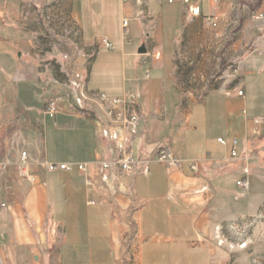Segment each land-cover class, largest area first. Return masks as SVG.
Segmentation results:
<instances>
[{"label":"crops","instance_id":"obj_1","mask_svg":"<svg viewBox=\"0 0 264 264\" xmlns=\"http://www.w3.org/2000/svg\"><path fill=\"white\" fill-rule=\"evenodd\" d=\"M30 1L0 5V160L9 163L0 177V201L10 207L0 211V264H228L225 229L264 207V125L256 122L264 115L250 104L252 96L255 103L264 101V64L249 58L264 49L259 46L264 22L252 19L264 0L257 10L239 0H200L194 5L198 16L167 0H74L82 43L94 53L78 74L86 76L83 91L137 98L141 122L132 151L139 164L123 175L103 171L100 164L120 155L131 139L128 133L112 129L108 137L102 123L79 104L81 94L64 90L58 81L48 86L25 52L31 49L32 31L17 20H28ZM206 16L218 27L206 25ZM239 16L238 34L247 41L241 38L231 49L242 43L250 49L238 63V75L224 79L223 71H211L207 35L230 36ZM4 35L23 39L9 45ZM103 39L113 48H105ZM191 43L193 72L188 74L180 58ZM142 47L145 54L139 53ZM246 79L254 82L251 93ZM50 88L54 98L49 101ZM64 91L72 103L60 109L65 100L57 95ZM53 102L55 116L49 112ZM57 118L64 125H56ZM50 120L55 125H48ZM80 120L98 125H74ZM168 145L184 161L182 168L158 162ZM23 153L26 177L19 171ZM144 161L148 174L142 172ZM193 161L198 172L191 169ZM47 163L90 166L87 173L76 167L49 172ZM236 164L244 168L235 169ZM243 179L250 189L240 203L244 190L237 183Z\"/></svg>","mask_w":264,"mask_h":264},{"label":"rangeland","instance_id":"obj_2","mask_svg":"<svg viewBox=\"0 0 264 264\" xmlns=\"http://www.w3.org/2000/svg\"><path fill=\"white\" fill-rule=\"evenodd\" d=\"M12 1L23 2L27 0H0V5H10ZM247 2L253 3L251 6L255 10L261 5L260 0H239V3L247 4ZM28 8L31 12L29 13L30 16H27L28 20H25V17L22 16L17 20V23L26 24L32 31V46L31 49L25 52L32 58L31 61L34 63L35 69L40 73L42 79L48 83V86L49 83L58 81L59 84L63 85L64 90L69 91L73 88L76 94H81L85 89L86 76L85 74L78 76V74L85 70L87 66L84 63H89L94 53L85 48L82 43L80 28L75 14L74 0H32ZM239 20L240 23L230 30L232 32L230 36H219L218 31H212L207 35V47L211 55L210 60L212 59L210 62L211 71L216 73L223 71L224 79L225 74H234V70L239 66L238 63L249 53L250 46L249 48H244L243 43L242 45L240 44L239 48L231 49L235 42L241 43L242 37L238 34L243 25L241 16H239ZM255 21L259 25L264 22V20L261 22L259 20ZM4 37L9 42V45L20 44L23 39V37L18 35H4ZM257 37L255 36V38ZM242 39H244L243 42H246L247 36ZM204 41V38H202L203 43ZM259 46L264 47V42H260ZM215 48L219 50H215ZM188 49V51L183 52L180 61L181 63H186V71L190 74V72H193L192 66H189V61L193 59L192 54L189 55L194 49L192 43L191 46H188ZM19 54L20 52H17V58ZM84 57L86 60H84ZM249 58L250 61H253L258 66L264 64V57L258 56L256 52H253ZM235 79H237L236 83H238L241 78L237 76ZM208 82L211 85L212 80L210 79ZM261 83L264 86V80H261ZM193 85L197 86L200 83L196 82ZM244 85L249 93L255 86L254 82L251 85L249 79H246ZM74 91L72 92L74 93ZM57 97L65 100V102H60V109L62 108L61 106H70L72 103L70 96L65 91L57 95ZM77 97H80V95ZM48 98L49 101L54 98L53 88L48 90ZM253 98V96L250 98V104H256L255 109H258L260 114L264 115V101L262 99H259V101L256 98L257 102L255 103ZM94 124L98 125L97 121H93V124L87 120L74 122V125ZM48 125H55V121L50 120ZM56 125L64 124L57 118ZM218 137L226 138L224 134H220ZM212 145L216 148L214 143ZM239 165H234V168H244V165ZM260 175L258 176V181L263 183V176ZM262 188L264 189V186ZM224 232L225 249L233 251L229 254L228 264H264V207L255 216L247 215L246 218H239L233 221ZM56 238L58 239V236Z\"/></svg>","mask_w":264,"mask_h":264},{"label":"built area","instance_id":"obj_3","mask_svg":"<svg viewBox=\"0 0 264 264\" xmlns=\"http://www.w3.org/2000/svg\"><path fill=\"white\" fill-rule=\"evenodd\" d=\"M126 1V0H125ZM170 4L180 3L184 7L187 8V11L191 14V8L197 4L200 0H167ZM253 20H264V7L255 11L252 14ZM206 25L211 26L212 28H217L218 23L216 19L211 16L204 17ZM125 33H128L129 22L125 20L123 23ZM102 45L107 49H112V44L106 40H102ZM257 55L264 56V49H258ZM154 58L159 60L162 57L161 52H155L153 54ZM240 71V67L238 66L234 73L238 74ZM240 97L245 96L244 91H240L238 93ZM79 99V104L82 108L86 109L94 118L100 121L103 125L104 132L108 137H111L110 131L112 129L122 128L128 133L131 137L128 140L126 146H124L121 150L120 155H118L115 159L108 162H101L100 167L103 171H114L120 174H129L133 167L137 166V163L134 160V155L132 151V146L135 139L138 136V126L141 122V116L138 112V103L137 98L133 93H127L123 97L120 98H110L105 94L94 93L87 94L85 91L81 92ZM56 106L57 103L53 102L50 104L49 112L51 116H55L56 114ZM258 125H264V118H260L257 121ZM112 138V137H111ZM114 139V138H113ZM219 142L222 145H226V141L220 139ZM234 146H237V141H234ZM237 151L233 152V158H237ZM158 162L164 164L168 169L174 168H182L184 165V161H182L176 154L174 148L171 145H168L160 151L158 158ZM148 163L147 161L141 162V166H143V173L148 174ZM89 164L87 163H77V164H52L47 163L46 168L49 172L56 171H72L74 167H76L81 173H87ZM20 172L22 176H27L28 171V160L27 153L22 154L21 164H20ZM199 163L198 161H193L191 163V169L194 172H198ZM9 169V163L7 161L0 160V177H2L7 170ZM238 186L243 190L249 191L250 182L247 179H243L238 181ZM1 190V188H0ZM9 205L0 201V211L9 209ZM3 238L4 234L0 228V249L3 246Z\"/></svg>","mask_w":264,"mask_h":264},{"label":"water","instance_id":"obj_4","mask_svg":"<svg viewBox=\"0 0 264 264\" xmlns=\"http://www.w3.org/2000/svg\"><path fill=\"white\" fill-rule=\"evenodd\" d=\"M191 13L195 16H198L199 15V8L197 6H193L191 8ZM140 54H145L146 53V49L145 47H142L141 50L139 51Z\"/></svg>","mask_w":264,"mask_h":264},{"label":"trees","instance_id":"obj_5","mask_svg":"<svg viewBox=\"0 0 264 264\" xmlns=\"http://www.w3.org/2000/svg\"><path fill=\"white\" fill-rule=\"evenodd\" d=\"M247 193H249V192H247V191H242V192L240 193V203H242L243 201H246Z\"/></svg>","mask_w":264,"mask_h":264}]
</instances>
